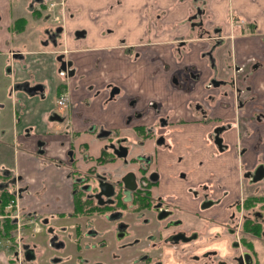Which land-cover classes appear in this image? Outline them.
<instances>
[{
	"label": "flooded vegetation",
	"instance_id": "obj_1",
	"mask_svg": "<svg viewBox=\"0 0 264 264\" xmlns=\"http://www.w3.org/2000/svg\"><path fill=\"white\" fill-rule=\"evenodd\" d=\"M11 1L0 0V68L10 78L9 87L0 90V122H11L10 116L13 121L12 110L20 120V109L42 106L47 124L60 122L65 129L58 142L48 125L36 128L34 137L32 128L13 133L12 127L8 136L0 132V148L11 143L35 165L22 167L13 152L0 150V246L5 243L0 264H264V136L251 146L258 162L248 167L240 148L245 72L233 68L225 80L211 79L204 95L193 99L200 77L176 59V69L187 72L185 79L174 78L173 86L175 98L187 101L176 119L186 130L185 140L171 139L173 117L164 109V116L148 120V114L161 111L160 102L150 101L137 112L139 97L128 102L131 113L121 126L92 124L83 139L70 130L68 118L67 80L76 69L62 45L66 0L22 1L30 18L15 15L20 11ZM3 9L11 15L9 25ZM203 13L200 8L189 13V36L177 42L179 50L191 41L207 40L211 51L222 43L221 29L206 26ZM31 24L37 32L44 26L39 46L24 49L19 36ZM142 48L127 51L139 59L150 47ZM222 86L231 99V119L220 114L224 103L212 92ZM108 92L112 103L122 94L118 86ZM232 131L237 132V164L229 170L213 164L232 155L224 137ZM203 132L207 174L191 150ZM21 139H31L34 149L23 148ZM176 146L188 149L180 154ZM57 149L63 158L56 156ZM165 167L171 177L163 182ZM223 171L237 179L234 188L217 180Z\"/></svg>",
	"mask_w": 264,
	"mask_h": 264
},
{
	"label": "crops",
	"instance_id": "obj_2",
	"mask_svg": "<svg viewBox=\"0 0 264 264\" xmlns=\"http://www.w3.org/2000/svg\"><path fill=\"white\" fill-rule=\"evenodd\" d=\"M66 3L68 13L63 18L62 45L76 69L75 77L67 80L71 96L68 118L73 133L81 134L84 139L92 124L110 129L121 126L126 114L131 113L128 102L139 97L141 101L134 108L137 112L150 101L160 102L161 111L148 114L150 123L164 116V112L171 114L173 126L170 127L169 136L180 142L185 140L186 130L176 119L187 101L175 98L173 86L174 78L185 79L187 72L176 69V59L183 60L184 66H189V69L194 67L200 77L193 84L197 93L193 99L204 95L205 84L211 79L225 80L226 74L229 76L233 68H241V72H245L248 92H245L247 102L240 110L245 121L240 148L245 149L244 160L248 167L255 166L258 158L251 146L264 136V119L256 117L264 115V0H66ZM199 8L204 12L203 20L208 23L206 26L221 29L217 34L221 36L222 43L211 51L212 43L207 40L198 43L191 41L190 45L179 50L177 42L189 36V13ZM3 12L9 25V10L3 9ZM238 21H245V24L240 25ZM7 33H4L6 38L9 37ZM143 44L150 48H146L145 55L134 59L132 53L142 51ZM129 47H133L132 53L127 51ZM144 77L147 78L146 83ZM112 86L122 90L121 96L113 103L107 101ZM226 89L222 86L212 92L218 96L215 99L217 102L224 103V106L220 104V114L231 119L234 113L231 112L230 97L223 95ZM40 109L43 107L34 108L32 105L20 109V120L14 118L12 110V124L1 121L0 132L8 136L12 127L13 133L15 130L32 128L34 137L36 128L42 131L48 125L58 142L63 137L60 134L64 132V125L60 122L47 124V115L41 116ZM204 135L205 132L197 135V147L195 145L191 150L199 155V170L207 174L208 163L205 161L208 157L201 148ZM236 135L237 132L232 131L224 136L232 145V155L227 158L223 156V160L220 157L222 162L216 161L213 165H222L229 170L236 166ZM29 140L21 139L23 148L33 150ZM185 149L188 147L176 146L177 153L183 154ZM0 150L2 155L6 151L9 154L13 152L17 159L15 162L22 167L29 169L34 165L26 152L15 150L11 143ZM59 150L56 156L63 158ZM162 172L165 173L162 181L166 182L171 172L166 167ZM232 178L229 172L223 171L218 174L217 180H221L224 186L234 188L237 179Z\"/></svg>",
	"mask_w": 264,
	"mask_h": 264
},
{
	"label": "rangeland",
	"instance_id": "obj_3",
	"mask_svg": "<svg viewBox=\"0 0 264 264\" xmlns=\"http://www.w3.org/2000/svg\"><path fill=\"white\" fill-rule=\"evenodd\" d=\"M25 1V0H12L11 1V6L13 9L17 10L15 15H21V16H25L27 18H30V15L28 13V11L21 6V2ZM45 19L46 16L44 15ZM46 22H48L47 20H45ZM29 28L27 29V32L24 35H20L19 36V41L22 43L21 46L24 49H34L37 47V45L39 46V41H40V36L43 30V25H41V30H39L40 32H37L34 30V27L32 24L30 26H28ZM43 36H44V31H43ZM3 67V65H2ZM144 81L145 83L147 82V78L144 77ZM10 85V78L5 76L3 74V70L0 68V90H4L5 88H8ZM8 116V113H6ZM10 121L12 122L11 116H10ZM7 164H9V162L7 161ZM13 162L11 161L10 166L12 167ZM4 246L5 243L3 242ZM4 246H0L2 248H4ZM9 255V254H8Z\"/></svg>",
	"mask_w": 264,
	"mask_h": 264
}]
</instances>
